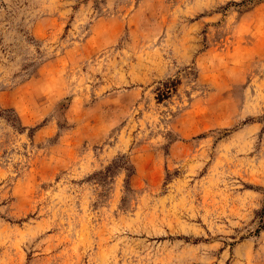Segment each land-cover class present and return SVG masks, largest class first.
<instances>
[{
    "label": "rangeland",
    "instance_id": "374dc122",
    "mask_svg": "<svg viewBox=\"0 0 264 264\" xmlns=\"http://www.w3.org/2000/svg\"><path fill=\"white\" fill-rule=\"evenodd\" d=\"M0 264H264V0H0Z\"/></svg>",
    "mask_w": 264,
    "mask_h": 264
}]
</instances>
